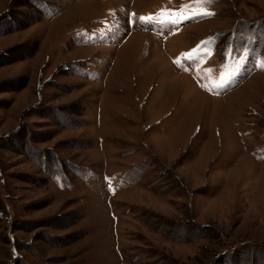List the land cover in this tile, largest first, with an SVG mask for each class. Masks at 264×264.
<instances>
[{"label":"rangeland","instance_id":"rangeland-1","mask_svg":"<svg viewBox=\"0 0 264 264\" xmlns=\"http://www.w3.org/2000/svg\"><path fill=\"white\" fill-rule=\"evenodd\" d=\"M0 264H264V0H0Z\"/></svg>","mask_w":264,"mask_h":264},{"label":"snow or ice","instance_id":"snow-or-ice-1","mask_svg":"<svg viewBox=\"0 0 264 264\" xmlns=\"http://www.w3.org/2000/svg\"><path fill=\"white\" fill-rule=\"evenodd\" d=\"M200 14H203V15H209L210 13H200ZM133 15H135V14H133ZM183 18L186 19L187 17H183ZM151 19H153L152 16H148V17H140V20H141V21H145V22H147L148 20H151ZM169 19H170L173 23L176 22V17L172 16L171 14H170V16H169ZM188 59H192V57H191V56H188ZM241 67H242V65L238 64L237 67L234 69V71H233L232 73H229V74H228L227 78H225L224 75L221 74V81H220V83H219L218 85H216V86H217V87H223L224 85H226V84L230 81V79L232 78V75L238 73V72L240 71V68H241Z\"/></svg>","mask_w":264,"mask_h":264},{"label":"bare ground","instance_id":"bare-ground-1","mask_svg":"<svg viewBox=\"0 0 264 264\" xmlns=\"http://www.w3.org/2000/svg\"><path fill=\"white\" fill-rule=\"evenodd\" d=\"M177 38L179 39V38H180V36H179V37H177ZM177 38H175L174 40H177ZM179 75H183V76H184V77H182L181 79H183V78H184V79L186 80V78H188V77H187L188 75H184V74H179ZM185 77H186V78H185ZM177 81H179V78H178L177 80L175 79V82H177Z\"/></svg>","mask_w":264,"mask_h":264}]
</instances>
